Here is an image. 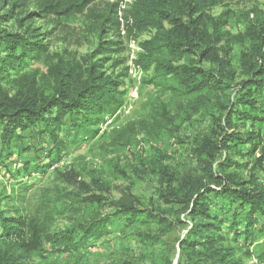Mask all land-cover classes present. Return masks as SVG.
<instances>
[{
	"label": "trees",
	"instance_id": "obj_1",
	"mask_svg": "<svg viewBox=\"0 0 264 264\" xmlns=\"http://www.w3.org/2000/svg\"><path fill=\"white\" fill-rule=\"evenodd\" d=\"M92 1L0 0V72L14 73L11 89L0 81L2 150L9 149L19 140L21 132L34 126H43L41 133L47 132L54 139L57 155L66 145L60 134L68 129L93 137L95 128L113 117L123 105L122 92L118 90L123 82L99 68L104 66L102 62L108 58L105 56L108 52H121L125 39L138 43L141 50L133 59L134 71L143 73L153 69L155 77L173 79L187 93L227 90L229 82L235 80L236 70L229 56L231 48L222 46L226 37L225 13L215 16L206 11L221 0H131L128 7L121 9L117 2L108 3L103 11L90 7ZM20 9L27 10L23 16L18 15ZM86 10L98 24L101 37L96 51L101 57L93 60L94 54L89 55L83 60L85 64L49 65L46 89L37 70L21 72L31 62L45 61L50 55L49 43L44 40L46 33L43 35L37 27H31L36 18H72ZM11 20L18 29L5 26ZM147 32L151 37L139 40ZM104 34L114 37L105 38ZM242 37L250 42V51L240 57L244 77L239 97L242 110L236 116L243 126L250 118L251 109L246 108L264 104V19L260 24L249 23ZM183 59L187 62L174 64ZM204 61L210 66H201ZM237 122L230 126L235 128ZM241 145L247 146L245 151L250 155L258 153L251 167L231 157H241L243 149L237 147ZM199 147L197 156L203 175L180 187L173 186L171 178L162 192V196L172 197L169 201L184 204L195 221L179 243L181 257L184 264H241L235 257L234 246L226 243L228 235L221 226L227 221L235 234H243L247 239L257 234L254 228L259 218L264 217V183L257 180V171H264L262 136L255 131L243 135L234 132L218 141L200 140ZM221 150L227 157L216 169L214 165ZM48 166H37V170L44 171ZM242 169H247V179L238 172ZM211 194L223 201L221 212L228 213L225 218L212 211ZM26 196L23 189H12L2 204L3 192L0 193V264H29L32 259L43 258L47 239L67 249L81 247L90 240L98 241L110 234L109 224L118 216L129 222L148 221L151 217L133 202L92 195L91 207L113 206L117 211L112 216H94L58 235H50L40 217L28 215L24 206ZM242 223L243 231L239 233L238 226ZM260 236L261 233L256 238ZM142 242L153 246L160 241L148 234ZM163 264H172L171 258Z\"/></svg>",
	"mask_w": 264,
	"mask_h": 264
},
{
	"label": "rangeland",
	"instance_id": "obj_2",
	"mask_svg": "<svg viewBox=\"0 0 264 264\" xmlns=\"http://www.w3.org/2000/svg\"><path fill=\"white\" fill-rule=\"evenodd\" d=\"M130 1L94 0L89 6L103 11L108 3L117 2L121 9L128 7ZM26 11L20 9L18 15L23 16ZM206 11L215 16L225 13L227 18L222 46H230L229 56L236 70L229 89L187 93L173 79L155 77L153 69L137 73L133 59L141 50L138 43L125 39L121 52H108L105 55L108 58L102 62L104 66L99 68L123 82L118 88L122 92L123 105L113 117L95 128L93 137L68 129L60 134L66 145L57 155L54 139L47 132L41 133L43 126H34L21 132L19 140L9 149L2 150L0 146L2 204L6 200L4 196L12 189H23L27 193L24 206L28 215L40 217L50 235H58L94 216H112L117 211L113 206L91 207L92 195L133 202L151 215L148 221L136 222L118 216L109 224L110 234L73 249L47 239L45 256L32 259L29 264H163L167 258H171L172 264H184L179 243L195 221L184 204L169 201L171 196H162L166 182L173 178V186L180 187L203 175L197 156L200 140L218 141L234 132L243 135L255 131L262 136L264 145V104L246 108L251 109L250 118L243 126L236 116L242 110L239 97L244 77L240 57L243 52L250 51V42L242 34L249 23L260 24L264 19V0H221ZM5 24L9 29H18L14 20ZM97 26L88 10L72 18H36L31 27L46 33L43 35L49 43L50 55L45 61L31 62L21 72L37 70L47 86L45 74L49 65L83 64L92 54L93 60L101 57L96 51L101 37ZM151 35L144 33L139 40ZM103 36L114 37L111 34ZM186 62L183 59L174 64ZM201 66L209 67L210 63L204 61ZM13 76V72H0V81L11 89ZM236 122L235 128L230 126ZM237 147L243 149L241 157H231L251 167L258 153L253 156L245 151L247 146ZM226 157L221 150L214 167L218 169V163ZM46 164L49 166L44 171L37 170V166ZM238 172L246 179L249 176L247 169ZM257 180L264 183V171H257ZM210 203L218 217H226L228 213L221 212V199L211 194ZM235 208L233 205L232 209ZM240 215L243 218L244 214ZM226 222L221 226L223 233L228 235L226 243L234 246L235 257L240 263L264 264V217L259 218L254 228L257 234L248 239L243 234H235ZM242 231L243 223L238 226V232ZM148 234L157 236L160 242L153 246L143 244Z\"/></svg>",
	"mask_w": 264,
	"mask_h": 264
}]
</instances>
